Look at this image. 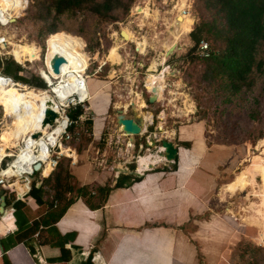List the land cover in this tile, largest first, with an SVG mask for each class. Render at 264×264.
Here are the masks:
<instances>
[{"label": "rangeland", "instance_id": "1", "mask_svg": "<svg viewBox=\"0 0 264 264\" xmlns=\"http://www.w3.org/2000/svg\"><path fill=\"white\" fill-rule=\"evenodd\" d=\"M5 1L11 2V0ZM31 1L33 2V0ZM182 1L134 0L128 12H120L115 20L96 21L95 18L82 13H78L77 17L65 16L63 29L71 27L73 30L62 32L77 36L74 38L73 35H66V38L69 36L83 58H86V76L95 75V78L106 81V88L112 94L113 106L116 107L110 110V117L105 123L100 140L101 146H106L109 142L107 157L111 161L122 162L119 161L120 156L116 152L117 145H115L117 135L123 132L117 123V110L121 109L126 114L132 115V101L138 102V104H135L136 102L134 104L140 113L153 115L150 120L146 121H150V131L156 132L158 129L155 137L158 144L152 146L151 149L145 148L141 152H133L135 155L158 154L161 140L166 139L164 134L179 144L174 130L183 123L188 124L199 120L206 124L204 135L208 145L213 148L212 151L215 150L214 154L220 152V149L223 150L222 148H231L229 149L230 153L234 155H229L228 159L222 158L212 197L210 195L207 207L199 217L203 226L198 228L200 231L198 238L207 240L212 252H221L220 257L217 255V257L211 258L209 264H264V244H262L264 240L259 239L263 229L260 227V215L257 213L261 208L259 203H262V183L264 182V77H258L252 91L244 89L237 94H226L223 90H217L215 85H208L202 78L204 72L202 62L191 63L182 57L193 44L189 35L194 23L200 22L197 7L192 8L193 0H185L186 13L183 12L184 14L189 13L192 21L184 26L181 17L176 19ZM25 3L23 0V7H25ZM147 4L158 11V20L153 17L145 18L142 13H137V7ZM26 9H23L24 11L16 23L0 27V42L4 37L6 43L5 50L3 45L0 46V50L2 53L9 54L7 53L10 49L9 42L35 45L36 57L32 61L25 63L16 61L24 67V72L18 74L30 78V72H32L41 78L39 72L45 73L42 69L45 68L43 57L49 35L45 31L42 33L40 21L27 18L29 10ZM122 26L130 28L137 38L136 42L123 40ZM78 29L82 31L80 34L82 36L75 34ZM179 29L182 32L185 30V35L181 34L180 37H177ZM165 43L167 45L175 43L176 50L170 56L164 57L163 53L166 51L163 44ZM113 46L118 49L113 51ZM4 55L2 54L0 57ZM7 56L9 57V55ZM153 63H156L157 71L150 70V65ZM164 66L169 69L164 82L166 88L160 98L150 103L148 99L151 90L147 87L146 78L149 73L160 72ZM10 69L14 72L13 66L10 65ZM16 80L22 82L18 78ZM57 80V77L52 78L53 83H57ZM29 86L37 88L33 85ZM47 88L50 89L49 86ZM96 88L97 85L93 86L92 84L90 91L94 92ZM137 93L139 98L136 97ZM226 95L230 96L227 100H225ZM92 103L99 115L95 107L98 105L99 109L103 99L95 97ZM86 105L89 108V103ZM125 105L127 107H124ZM81 108L83 109V107ZM71 112L69 116L76 119L77 112ZM19 114L20 112L17 111L10 113L5 106L0 105V131L6 128L0 133V144L5 140L4 132L8 130L11 120L16 119ZM83 114H86V119L92 118L93 121V116L88 111H84ZM97 120L98 125L96 122L95 127L100 128L103 119L98 117ZM145 131L146 129L143 132ZM143 132L134 136L136 140H144ZM70 135L73 138L66 143H70L76 147V151L81 152L83 146L94 138V122L91 126L85 121L74 125ZM21 145H23L22 142ZM150 145H152L151 141ZM20 146L11 148L9 152H18ZM61 146L64 147V145ZM65 150L64 154L71 157L76 155L77 158V153L74 150ZM101 154L102 152L99 151L98 155ZM153 155L152 157L157 158ZM140 156L138 157L140 158ZM220 157L218 156V158ZM130 162L132 164L137 161L133 158ZM6 163L7 161L4 162V164ZM252 163H255L257 169L262 171V177L247 170V167ZM138 164L136 163V167ZM70 165L71 163H69ZM170 166L173 167V164ZM45 170H47L46 176L52 171L46 167ZM39 175H35L34 179H37ZM242 176H248L249 181L255 177V180L252 179L249 183L250 186H247L246 183L243 184L245 181ZM234 178L233 187L226 188L225 185ZM19 184L21 185L18 182L13 186ZM229 188L230 190L232 188L231 193L228 192ZM46 190L48 196L54 194L52 187L47 186ZM22 192L23 187L18 194ZM11 226H15V220ZM199 226V224L190 221L186 226V231H194Z\"/></svg>", "mask_w": 264, "mask_h": 264}, {"label": "crops", "instance_id": "2", "mask_svg": "<svg viewBox=\"0 0 264 264\" xmlns=\"http://www.w3.org/2000/svg\"><path fill=\"white\" fill-rule=\"evenodd\" d=\"M87 84L89 89L92 84L101 89L96 99L102 98L103 103L99 109L98 105L95 107L97 115L89 99L88 113L93 116L94 138L83 146L82 152L77 151L70 171L80 186H114L121 173L131 172L130 161L139 158L140 154L133 152H141L147 147V140L150 144L151 138L156 139L158 129L156 132L150 131L148 121L142 141L135 137L132 141L123 132L117 135L116 152L122 162L111 161L107 157L109 142L101 146L100 140L110 110L116 106H113V97L106 88V81L96 77ZM98 117L103 119L100 128L95 127ZM205 125L200 120L179 125L174 130L179 144L164 134L167 140L178 146L177 161L167 162L159 157L152 169L149 166L139 167L138 164L136 173L143 175V178L128 187L113 188L106 194L100 208L92 209L84 199H75L55 224L59 232H45L44 238L35 234L36 251L33 255L24 243L9 245L17 225L15 223L12 227L13 220H5L10 209L6 210L0 220V264H4L2 256L5 248L12 264H81L90 256L95 264H209L211 258L220 257L221 252H212L208 241L198 238V228L203 226L199 217L207 207L210 195L212 197L222 158L228 159L229 155L234 154L230 153L231 148H222L214 154L215 150L212 151L204 135ZM182 142H191V147L181 145ZM99 151L102 152L100 156ZM168 163L173 166L176 163L177 167L174 169ZM255 166L252 163L247 170L253 173ZM234 182L227 183L226 188L233 187ZM21 186L25 188L23 184ZM92 190L95 191L94 188ZM231 190L227 189L230 193ZM23 199L27 203L26 212L31 221L46 212V206L38 205L28 194ZM190 221L200 226L194 231H186ZM261 228L263 232L259 239L263 241L264 227ZM65 235L66 238H61ZM2 239L7 247H4ZM62 241L66 243L65 248L70 250V258L68 261L51 263L50 259L62 255L61 246L57 244Z\"/></svg>", "mask_w": 264, "mask_h": 264}, {"label": "trees", "instance_id": "3", "mask_svg": "<svg viewBox=\"0 0 264 264\" xmlns=\"http://www.w3.org/2000/svg\"><path fill=\"white\" fill-rule=\"evenodd\" d=\"M30 1L27 7L29 10L27 18L40 21L42 23L40 24L42 33L45 31L47 35H70L67 32H62L73 30L71 27H66V30L63 29V18L65 16L77 17L78 13H82L85 16L95 18L96 21L115 20L120 12H128L134 2V0ZM194 7H197L199 11L200 22L194 23L189 35L193 44L182 57L191 63L202 62L204 66L203 80L208 85H215L217 90H223L226 94H237L244 89L252 91L258 77H264V0H193L192 8ZM75 32L77 35L82 34L80 29ZM73 36L77 38V36ZM202 41L208 44L207 53L201 48ZM10 65L13 66L14 72L10 69ZM0 71L4 74H12V76L28 85H33L37 88L47 87L43 78L36 76L32 72H30V78L19 75L18 73L24 72V67L16 62L10 54L0 57ZM90 80H96L95 75L86 78V87L90 94V100H93L101 89L96 88L94 92L89 91L87 83ZM229 97V95H226L225 100ZM72 111L77 112V117L84 113L80 106ZM91 119L87 118L85 123L91 126L93 124ZM96 122L98 125V120ZM5 129L1 130L0 133ZM181 145L191 147V142H182ZM73 157L76 158V155ZM69 163H71L70 157H62L58 168L51 171L48 176H44L40 186L36 185V181L32 183L28 195L38 205L46 206V212L37 219L30 220L26 212L27 203L24 199L16 198L11 191L6 190V208H14L15 219L12 210H9L5 220L13 219L17 225V229L14 231L12 238H10L11 243L9 245L24 243L33 255L36 251L34 244L35 234L37 233L44 238L45 232L49 234L53 231L57 232L58 229L55 224L65 214L70 205L74 203L75 199L82 198L90 208L98 209L105 202L106 194L113 188L128 187L143 178V175L136 173V163L133 162L129 165L131 172L121 173L114 186H101L98 184L80 186L75 182ZM173 167L174 169L177 167L176 163ZM261 172L255 166V175L259 174L261 176ZM72 179L74 180L73 182L71 181ZM242 179L245 181L243 184L246 183L245 185L250 186L249 183H251L252 179L255 180V177L250 181L248 176H242ZM234 180L235 178L228 183ZM47 186L54 189L53 197L48 196ZM262 187V203L258 214L260 215V225L264 227V182ZM18 189L22 190V186L20 185ZM24 190L25 188L23 187V192ZM22 195H19V197ZM61 238H66V235L61 236ZM57 244L61 246L62 255L49 261L51 263L68 261L70 250L65 248L66 243L62 241ZM3 245L7 247L5 243ZM6 251L7 249L5 248L2 256L3 262L4 264H12ZM81 264L95 263H93L90 256Z\"/></svg>", "mask_w": 264, "mask_h": 264}, {"label": "bare ground", "instance_id": "4", "mask_svg": "<svg viewBox=\"0 0 264 264\" xmlns=\"http://www.w3.org/2000/svg\"><path fill=\"white\" fill-rule=\"evenodd\" d=\"M5 1V0H3ZM6 2V1H5ZM9 6L8 10H16L18 7L22 8L21 0H11V2H6ZM186 6V1H182V5L180 6L179 13L177 14V18L181 17V20L187 25L192 21L190 18V14H184L183 10ZM137 13H142L145 18L153 17L155 20L159 19V13L157 10L152 9L148 4L146 6L137 7ZM13 16V15H12ZM121 30L123 31L122 38L127 41L136 42L137 38L134 36L133 32L127 26H122ZM180 29L177 31V37H180L181 34L185 35V30L180 33ZM68 34H55L49 35L45 45V54L43 60L45 59V68H49V71L42 68L45 72L43 75L46 82L49 84V88H33L25 83H21L14 80H10L8 77L4 76L0 73V105L5 106L6 109L11 113L13 111L20 112L17 115V118L11 120L8 130H6L5 138L6 140L1 142L0 144V162L4 155L12 156L13 153L9 152L11 148L19 147L21 142L28 141L29 144L27 148L23 149L19 154L20 162L32 161L38 157L35 155L33 146L36 144H40L42 146V153L45 150V146L47 145L45 142L46 137L49 136L51 139V143H54L56 140V134L62 130V125H59L57 128L51 124L44 125V112L48 108L49 102L54 104L53 109L58 113V118L60 115L59 105L56 106L59 98L60 100H65L67 97H75V100H82L83 98L90 99V94L86 87V64L85 59L73 45V41H71ZM1 43V42H0ZM12 44V45H11ZM164 49L167 52L171 47H175V43L167 45L163 44ZM10 47L7 53L14 56L15 61L25 63L27 61H32L36 57V47L35 45L29 43H15L9 42ZM3 47H6V43L3 44ZM76 48V49H75ZM1 49V48H0ZM118 48L113 46L112 50L115 51ZM79 52H77V51ZM166 52L163 53L164 57L166 56ZM0 53H2L0 51ZM3 54V53H2ZM58 54L65 57L66 61L60 64V72L55 73L52 66L51 61L53 57ZM44 67V66H43ZM41 69V70H42ZM150 70H156V63H153L150 66ZM159 71V70H158ZM169 72L167 66H164L160 72L157 73H149L146 78L147 87L152 91L153 87L157 88L156 95L157 98H160L163 95V92L166 88L165 86V78L166 73ZM57 77V83H53L52 78ZM51 79V80H50ZM20 87V88H19ZM136 97L139 98V94H136ZM188 97V96H187ZM136 102V103H135ZM138 104L137 101H132L131 104ZM124 107H127L126 105ZM188 107V105H187ZM195 107V106H194ZM118 108V106H117ZM138 109V108H137ZM151 113H143V117L145 120V125L143 130L146 128V121L151 119ZM153 116V115H152ZM121 130L123 128L119 125ZM55 127V128H54ZM54 129V132H52ZM50 130V131H49ZM124 134V133H123ZM34 135H37L35 137ZM126 135V134H124ZM6 141V143H4ZM10 143V145L7 143ZM151 141V140H150ZM9 146V147H7ZM65 147H62V151H64ZM161 150L164 148L161 146ZM9 153V154H7ZM75 155V154H74ZM153 154H148L144 156H140L139 158V167H148L150 164L155 163L159 159V155L155 154L153 156H157V158L152 157ZM42 157V155H41ZM47 169H52L49 164L45 166ZM11 171V170H9ZM47 170L43 171V176H46L45 173ZM20 182L18 180L15 181L16 185ZM14 183V184H15ZM21 183V182H20ZM13 184V185H14ZM22 184V183H21ZM17 189V186H15ZM18 191V189H17ZM19 193V192H18ZM23 193V192H22ZM19 194V195H22ZM261 206V204L259 203ZM257 209V207H256ZM259 211V209H258ZM257 211V213H258ZM2 217L0 218V220Z\"/></svg>", "mask_w": 264, "mask_h": 264}, {"label": "built area", "instance_id": "5", "mask_svg": "<svg viewBox=\"0 0 264 264\" xmlns=\"http://www.w3.org/2000/svg\"><path fill=\"white\" fill-rule=\"evenodd\" d=\"M23 1V0H22ZM25 3V7H22L25 10L28 7V2L30 0H24ZM9 6L8 4L3 1L0 0V27H4V26H8L12 23H15L19 18L21 13L24 11L23 9H20L18 7V9L16 10H8ZM184 13H186V9L184 8ZM13 15V16H12ZM2 41L0 43V46H2L5 43V38L2 37L1 38ZM201 48L202 50L207 53L208 52V44L205 41L201 42ZM5 50V48H3ZM2 55V54H0ZM89 68V67H88ZM87 68V70H88ZM47 71H49V68L45 69ZM0 73H2L0 71ZM4 76L8 77L10 80H14V83H16V78L12 75H8V74H4L2 73ZM40 75L42 77L43 74L40 71ZM45 78V77H44ZM58 100L59 104V109H60V117L58 119L55 120V123L53 126H56V128L59 125H62V130L56 134V140L54 141V143H51V139L48 137H46L45 142H46V146H45V150L42 153V146L40 144H36L33 146L34 149V153L35 155H38L37 158H35L32 161H27V162H20V158H19V154L21 153V151L25 148H27L29 142L25 141L22 142L23 145L20 146L18 152H13L12 156H6L4 155L2 157V160L0 162V189H4L5 190V194L7 196L6 190H11L12 193L14 194V196H16V198L19 199H23L30 191L31 187H32V183L35 181L34 180V176L35 175H39V177L43 180V171L45 169V166L47 164H49L52 168V171L56 170L59 162L61 160L62 157H70L71 158V163H73L74 161V157L68 156L66 154L63 153L62 151V146L64 145L65 148L70 149V151H76V147H73L70 143H66V142H70L72 140V136L70 135L71 133V128L76 125L79 124L82 121L86 120V114H81L78 115L77 119H72L69 116V113L72 110L77 109L79 106L83 107L84 111H88V107H87V103L89 102V97L88 98H83L82 100H75V97H67L65 100H60L59 98H56ZM44 117H45V112H44ZM52 132H54V129H52ZM143 132V131H142ZM144 133V132H143ZM148 139V138H147ZM149 142V140H147ZM11 150V149H7ZM9 154V153H7ZM42 155V157H41ZM9 159V161H8ZM137 163H138V159ZM7 161L6 164H4V162ZM38 162L41 163V166L36 170L34 168L35 164H37ZM11 170V171H9ZM147 170V169H145ZM18 180L20 181L24 186H25V190L23 192V195L21 197H19L18 195V191L16 190V187L13 186V184L15 183V181ZM8 188V189H7ZM9 190V191H10ZM16 191V192H14ZM52 191V190H51ZM53 192V191H52ZM54 194H51L50 197H53ZM9 208H6V210H8ZM11 210L14 211V208H10ZM5 210V211H6ZM5 213V212H4ZM4 213L0 212V218L3 216Z\"/></svg>", "mask_w": 264, "mask_h": 264}, {"label": "water", "instance_id": "6", "mask_svg": "<svg viewBox=\"0 0 264 264\" xmlns=\"http://www.w3.org/2000/svg\"><path fill=\"white\" fill-rule=\"evenodd\" d=\"M123 34V31H122ZM176 50V47H171L170 49L167 50L166 56H170L173 54V52ZM66 61L65 57L62 55L56 54L52 61H51V66L54 70L55 73L60 72V64ZM151 66V65H150ZM157 88L153 87L151 91V95L149 96V102L153 103L157 100V95H156ZM48 108L46 109L45 112V117L43 119V124H51L54 125L55 120L58 119V113L53 109L54 104L52 102H49ZM133 107V114L128 115L124 110H117L118 115H117V123L122 126L123 128V133L130 136L132 141H134V136L135 135H140L142 133L144 125H145V120L144 117L142 116L143 113H140L135 104H131ZM37 137V135H34ZM152 145H150L148 142H146V145L148 149H151L152 146H156L157 141L153 138H151ZM161 146L164 148V150L159 149L158 150V155L160 159H165L167 162H175L176 159L178 158V146H176L171 140L167 139H162L161 140ZM41 166V163L38 162L35 164L34 168L37 170ZM154 166L153 164H150L149 169H152ZM36 180V185L40 186L42 184V179L39 177ZM7 206V201H6V194L4 189H0V212L4 213L6 210ZM1 247V244H0ZM2 249V247H1Z\"/></svg>", "mask_w": 264, "mask_h": 264}, {"label": "clouds", "instance_id": "7", "mask_svg": "<svg viewBox=\"0 0 264 264\" xmlns=\"http://www.w3.org/2000/svg\"><path fill=\"white\" fill-rule=\"evenodd\" d=\"M21 17V16H20ZM19 20V19H18ZM17 22V21H16ZM13 56V55H12ZM14 58V56H13ZM40 73V72H39ZM41 76V75H40ZM41 78H43V80L45 81L46 85L48 86L49 84L46 82L45 78L41 76ZM137 161V160H136ZM137 163V162H136ZM138 164V163H137ZM36 181V180H35Z\"/></svg>", "mask_w": 264, "mask_h": 264}]
</instances>
